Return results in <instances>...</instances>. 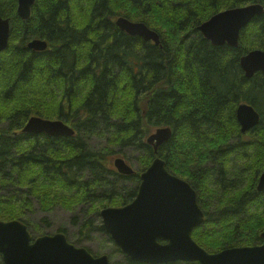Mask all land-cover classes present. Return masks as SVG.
Returning <instances> with one entry per match:
<instances>
[{
	"label": "trees",
	"instance_id": "trees-1",
	"mask_svg": "<svg viewBox=\"0 0 264 264\" xmlns=\"http://www.w3.org/2000/svg\"><path fill=\"white\" fill-rule=\"evenodd\" d=\"M256 2L263 13L236 48L215 47L198 31L215 14ZM16 9V0H0L10 20L0 53V221L29 229L34 202L43 211L63 206L77 228L73 241L87 242L103 207L136 196L139 174L119 175L111 164L134 149L142 172L159 157L195 190L205 221L191 236L206 252L261 244L264 72L246 78L239 60L264 51V0H36L25 21ZM119 17L143 23L158 45L121 31ZM32 39L47 49H28ZM240 104L260 117L246 134L235 118ZM31 117L61 120L74 134H24ZM158 128L172 136L154 154L146 138Z\"/></svg>",
	"mask_w": 264,
	"mask_h": 264
},
{
	"label": "water",
	"instance_id": "water-1",
	"mask_svg": "<svg viewBox=\"0 0 264 264\" xmlns=\"http://www.w3.org/2000/svg\"><path fill=\"white\" fill-rule=\"evenodd\" d=\"M17 17L28 20L36 0H16ZM263 13V7L252 3L228 9L213 15L198 27L201 35L215 47L238 46L240 31ZM116 26L132 37L159 43L158 35L143 23L131 22L124 17L115 21ZM10 20L0 16V53L9 41ZM27 48L34 52L47 49V42L32 39ZM239 66L246 78L264 72V51L253 50L242 56ZM240 133L257 127L259 114L248 104H240L235 112ZM22 133L44 134L49 137H71L72 128L61 120L31 117ZM172 136L170 128H158L146 138V144L158 148ZM116 172L123 176L134 173L121 158L113 161ZM256 191L264 193V170L260 174ZM100 230L129 260L139 264H170L187 262L198 264H264V232L261 244L251 247L226 248L211 254L192 239L194 229L205 220L198 206L196 192L184 180L171 175L161 158H155L140 175V184L132 202L120 208L100 211ZM161 241L162 243H160ZM0 257L2 264H109L105 255L94 257L85 248L69 244L62 233L42 235L34 240L20 221H0Z\"/></svg>",
	"mask_w": 264,
	"mask_h": 264
},
{
	"label": "rangeland",
	"instance_id": "rangeland-1",
	"mask_svg": "<svg viewBox=\"0 0 264 264\" xmlns=\"http://www.w3.org/2000/svg\"><path fill=\"white\" fill-rule=\"evenodd\" d=\"M96 142L99 143L100 141H97V139L95 138L94 143ZM100 144L103 145L104 143L100 142ZM122 153L124 154L125 157L114 156L113 159L111 160L113 169H114L113 161L117 158H121L125 161V163L129 167H131L134 170V173L139 174L140 176V174L142 173V169H140L139 167L138 158L140 157L141 152L134 149H123ZM105 208H118V206L111 205V206L103 207L102 209ZM78 211L79 210H77L76 213ZM26 212H28V210ZM26 217H27V225L29 226L28 231L32 238H36L42 235H53L55 233H60L58 232L59 229H64L68 232L70 242L75 247L87 249L88 251H90V254L93 255L94 257L105 255L108 258L109 264H115V263L125 264L124 261L125 256L115 250L116 247L108 242L107 235L103 233L101 230L92 233L91 239L87 240V242L76 244L75 241H73V239L77 240L76 239V237L78 236L77 228L71 224V217H72L71 212L65 209L63 206H55L52 210L43 211L34 202L29 213L26 214ZM44 219L47 223L44 222ZM14 220L20 221L17 219ZM14 220H9V221H14ZM9 221L2 220V222H9ZM96 224L97 225L100 224V218L99 221L96 222Z\"/></svg>",
	"mask_w": 264,
	"mask_h": 264
}]
</instances>
